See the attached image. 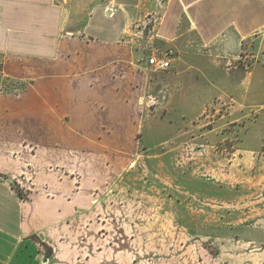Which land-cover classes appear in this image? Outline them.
<instances>
[{
    "label": "crops",
    "instance_id": "crops-1",
    "mask_svg": "<svg viewBox=\"0 0 264 264\" xmlns=\"http://www.w3.org/2000/svg\"><path fill=\"white\" fill-rule=\"evenodd\" d=\"M170 49L171 68L154 77L150 55ZM0 66L18 89L0 95V264H218L119 179L141 110L151 98L183 107L189 76L212 87L238 77L232 120L255 125L244 139L264 150V0H0ZM161 78L180 84L162 89ZM258 216L244 219L242 253L254 255L242 264H264Z\"/></svg>",
    "mask_w": 264,
    "mask_h": 264
},
{
    "label": "rangeland",
    "instance_id": "rangeland-1",
    "mask_svg": "<svg viewBox=\"0 0 264 264\" xmlns=\"http://www.w3.org/2000/svg\"><path fill=\"white\" fill-rule=\"evenodd\" d=\"M149 21L138 24L145 30L143 39ZM254 51L255 42L246 44L240 60L245 68L256 60ZM153 70L154 77L164 75ZM214 77L210 80L224 81L223 85L214 88L201 75L186 77L179 87L186 96L177 100L181 108L161 109L151 98L153 104L141 110L146 123L138 125L135 152L119 187L148 204L152 214L169 217L168 227L194 233L190 239L199 246L200 260L209 257L218 264H242V254L254 255L253 251L242 253V226H248L244 219L258 213L264 224V150L261 141L244 139L255 125L232 120L239 114L237 100L242 93L229 91V85L238 77ZM156 84L175 90L180 83L161 78ZM17 90L0 75V95ZM246 145L259 148L245 155Z\"/></svg>",
    "mask_w": 264,
    "mask_h": 264
},
{
    "label": "built area",
    "instance_id": "built-area-1",
    "mask_svg": "<svg viewBox=\"0 0 264 264\" xmlns=\"http://www.w3.org/2000/svg\"><path fill=\"white\" fill-rule=\"evenodd\" d=\"M176 52L173 49L167 51H156L148 59L149 66L156 71H168Z\"/></svg>",
    "mask_w": 264,
    "mask_h": 264
}]
</instances>
